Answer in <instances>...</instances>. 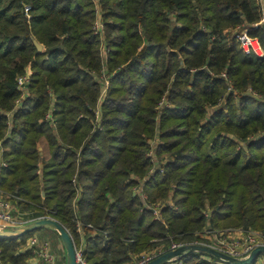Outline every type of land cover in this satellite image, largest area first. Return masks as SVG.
I'll use <instances>...</instances> for the list:
<instances>
[{"label":"trees","instance_id":"16d2710c","mask_svg":"<svg viewBox=\"0 0 264 264\" xmlns=\"http://www.w3.org/2000/svg\"><path fill=\"white\" fill-rule=\"evenodd\" d=\"M97 3L0 0V190L76 246L85 237L89 264H130L206 226L264 231V56L239 39L245 29L264 48L259 1ZM153 164L163 170L144 189L166 203L160 218L135 188ZM43 229L0 238L3 264H46L28 248Z\"/></svg>","mask_w":264,"mask_h":264},{"label":"built area","instance_id":"2783aa9c","mask_svg":"<svg viewBox=\"0 0 264 264\" xmlns=\"http://www.w3.org/2000/svg\"><path fill=\"white\" fill-rule=\"evenodd\" d=\"M261 8V20L259 23H264V0H258ZM99 23V22H98ZM259 23H256L258 25ZM98 25V24H97ZM100 25V24H99ZM99 27L97 26V29ZM101 29V26H100ZM99 29V30H100ZM239 39L242 43L243 48L247 52H254L256 55L263 57L264 48L262 47L259 38L252 36L247 30L239 34ZM30 72V73H29ZM31 70H29L25 75L18 78V86L20 89L23 88L25 82H27L31 77ZM107 85L103 90L102 98L106 94ZM102 100H100L101 102ZM162 105L167 104V101L163 99ZM49 116V115H48ZM152 157V162H156L157 158L154 149H151L148 153ZM5 163L2 161V165ZM158 170H163V167L157 168L154 164L150 168L148 174L140 179V184L136 186V191L140 193L142 197L145 208L153 211L157 218L161 217V209L166 205L163 202H151L148 199V195L144 189L145 182L154 175ZM169 203V202H168ZM172 205V203H169ZM51 216V215H41L40 217ZM53 217V216H52ZM35 218H30L26 211H22L16 203L10 200L2 190H0V227L12 228L21 226L30 220ZM78 231L82 230L80 221L77 222ZM201 238L193 241L192 243L206 244L212 246L228 255L234 256L236 258H246L250 255L251 251L259 246L264 245V231L255 228H231V229H221L218 227L206 226L201 232ZM185 244L184 242L173 241L168 249H163L161 246L156 247L151 250H146L141 254L137 255L130 264H147L150 260L154 259L158 255L162 254L166 250L177 248L178 246ZM28 246L33 248L36 253L35 260L39 258L43 259L46 264H56L58 259V254L52 250L48 240H41L37 236L32 235L29 237ZM76 261L77 264H89L86 256L84 255L83 247H78L76 250ZM221 264H228L223 260L218 259ZM170 264H185L183 256H177L173 258ZM0 264H3L0 258ZM253 264H264V254L258 256Z\"/></svg>","mask_w":264,"mask_h":264},{"label":"water","instance_id":"95a60500","mask_svg":"<svg viewBox=\"0 0 264 264\" xmlns=\"http://www.w3.org/2000/svg\"><path fill=\"white\" fill-rule=\"evenodd\" d=\"M38 51L44 50V45L39 41L35 40ZM43 228H53L58 231L63 241V244L66 249V264H77L76 261V250L77 246L74 241V238L68 231V229L56 218L52 216H45L40 218H35L29 222L12 228L0 227V238H15L20 237L26 233L33 232L35 230ZM30 248V246H28ZM193 251H203L211 254L217 259L223 260L228 264H253L258 256L264 254V245H259L255 247L250 255L246 258H236L234 256L228 255L212 246L199 243H188L182 244L174 249H169L158 255L154 259L150 260L147 264H167L173 258L177 256H184Z\"/></svg>","mask_w":264,"mask_h":264},{"label":"rangeland","instance_id":"374dc122","mask_svg":"<svg viewBox=\"0 0 264 264\" xmlns=\"http://www.w3.org/2000/svg\"><path fill=\"white\" fill-rule=\"evenodd\" d=\"M96 3H97V0H96ZM98 3L96 5V7H98ZM100 17V16H99ZM98 25V30L100 29V26L102 24V22L100 21L99 19V23H97ZM100 24V25H99ZM245 31V29L243 30ZM242 31V32H243ZM103 56L105 59H107V56H106V49H105V46L103 45ZM30 73V72H29ZM164 99L167 101V104H169L170 102L167 100V97H164ZM103 104V102H102ZM152 145L153 146H157L159 143H161L162 139L160 137H157L156 139H153L152 140ZM153 176V175H152ZM3 189V188H2ZM142 198V197H141ZM143 201V200H142ZM173 202V201H172ZM171 206H174V203L171 205ZM30 211V210H29ZM32 211V209H31ZM239 226H234V225H229V226H221V227H218V228H221V229H231V228H237ZM259 230H261L260 228H257ZM40 232H43L44 235H40V233H37V234H33L35 236H37L39 239L41 240H45V238L48 240V242L50 243V246L52 248V250H54L57 254H58V257L60 256L59 253L61 254L62 253V242L60 240V237L58 236V234L53 231V230H50V229H43L41 230ZM32 237V235L30 236ZM175 242H179V241H175ZM147 249L143 250L142 252L146 251ZM66 251V249H65ZM140 252V254L142 253ZM206 253V252H205ZM208 254V253H207ZM41 259V258H39ZM43 260V259H41Z\"/></svg>","mask_w":264,"mask_h":264},{"label":"crops","instance_id":"0c3cea01","mask_svg":"<svg viewBox=\"0 0 264 264\" xmlns=\"http://www.w3.org/2000/svg\"><path fill=\"white\" fill-rule=\"evenodd\" d=\"M39 233H40V235H44L43 234V232H40L39 231ZM45 240H47L46 238H45ZM86 244V239H85V237H82L81 239H80V241H79V247H84V245ZM78 246V245H77ZM62 247H63V244H62ZM64 252H65V249H64V247L62 248V253L60 254V258H62L63 257V255H64ZM38 261L37 260H35V263H37ZM167 264H170V263H167Z\"/></svg>","mask_w":264,"mask_h":264}]
</instances>
